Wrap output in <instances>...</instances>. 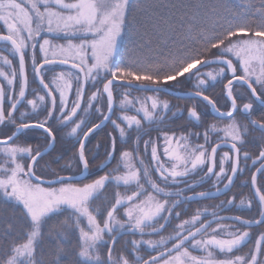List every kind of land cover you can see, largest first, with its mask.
I'll list each match as a JSON object with an SVG mask.
<instances>
[{"label": "snow or ice", "instance_id": "obj_1", "mask_svg": "<svg viewBox=\"0 0 264 264\" xmlns=\"http://www.w3.org/2000/svg\"><path fill=\"white\" fill-rule=\"evenodd\" d=\"M136 6V0H0V126L12 130L0 139V251L11 240L0 264H264V233L250 252L237 254L250 239L249 229L264 226V184H258V177H264V114L256 118V106H264V0L258 7L254 0H174L164 5L166 14L151 11L155 0H146L142 7L150 23L143 32L130 18ZM130 36L135 39L128 51L148 54L118 62V50ZM29 63L44 93L33 99L27 98ZM193 80L190 95L206 101L224 126L208 124L200 131L202 116L189 108L193 129L177 135L151 127L162 125L170 111L159 94ZM223 80L227 111L206 94ZM234 82L250 93L242 106L233 95ZM117 88L125 91L118 96ZM133 91L153 95L132 97ZM25 101L27 108L17 118ZM117 107L122 114L113 119ZM133 108L136 114H127ZM90 111L99 120L91 126L86 119ZM54 120L77 138L76 154L65 168L75 163L85 178L88 137L110 122V148L99 166L103 175L76 183L59 174L64 168L53 170L54 178L47 181L38 174L44 153L17 140L37 129L51 147ZM133 132V146L120 150L117 158L115 133L128 144ZM144 135L149 139L143 140ZM250 138L258 151L255 158L247 151ZM249 161L255 168L253 199L236 204L232 197L216 205L218 211L198 210L181 219L186 203L211 196L195 193L196 187L214 178L217 194L221 184L230 190ZM112 162L116 167L105 171ZM197 176L199 184L190 183ZM253 200L258 218L221 215L232 208L251 209ZM174 222V234L165 237ZM126 234L136 238L118 252ZM72 237L77 243L69 251ZM46 238L55 241L54 250L38 256ZM147 249L151 253L145 259L139 253Z\"/></svg>", "mask_w": 264, "mask_h": 264}, {"label": "trees", "instance_id": "obj_2", "mask_svg": "<svg viewBox=\"0 0 264 264\" xmlns=\"http://www.w3.org/2000/svg\"><path fill=\"white\" fill-rule=\"evenodd\" d=\"M146 0H136V8L135 10L132 12L131 14V19H134L135 25L136 27L143 32L147 27L148 24L150 23L149 21V12L145 11L144 8L142 7L145 4ZM174 2V0H155V7L151 10L157 14H166V9L164 8V5L166 3L170 4ZM255 6H259L261 3V0H254ZM135 39L134 36H130L128 37L122 44V46L120 47V49L118 50V56H117V60L119 61H127L128 58L132 55H147L148 53H140V52H130L128 51V49L132 48V41ZM3 51V50H2ZM5 54V53H4ZM210 58V57H209ZM14 65L17 67V62L16 60L13 61ZM28 72H29V95H28V99H33L35 98L34 94L39 93V94H44L42 89H40L39 86V82L38 80H34L32 73H31V66L30 63L28 65ZM212 70L211 67L209 68H205L204 71H210ZM226 80H223L221 82L215 83L212 87H209L207 90V95H209V97L220 107L219 104H221L222 102H226V109L228 108V101L225 98L224 92H223V87L224 84L226 83ZM195 81H191V82H186L184 84H180V85H176L175 88H172L171 90L177 91V92H190L193 91V85H194ZM6 86V85H5ZM16 91L18 93V86L16 88ZM125 91L124 88H117L116 89V93L117 95H121V92ZM133 94H138V95H144V94H153V93H145V92H136L133 91ZM91 92H88V95H90ZM162 97H164L165 99H168L169 101H171L172 103H174L175 105H177V107L180 109L181 107L184 108L185 111H187L189 108H191L192 104L194 102L197 101H190V100H181V99H174L171 97H166V95L161 94ZM104 100L106 101V97L104 98ZM107 102V101H106ZM118 103V100H117ZM5 109L7 110L10 107L9 102L7 101V99L5 98ZM27 108V105L25 103V105L23 107H21V109H19V112L16 113L17 118H19V113L20 112H24ZM204 107H200L199 111L202 114V119L200 121V131H203V128L205 126H207L208 124H217L218 127H223L224 126V121H219L217 119H214V117L210 116V112H209V108H207V111L203 109ZM30 111V109H28ZM83 112L80 113V116ZM91 116H90V125L92 123H97L99 122L98 120V114H96L94 111L90 112ZM261 114H264V109L261 110L260 113L257 114V118H259V116ZM116 115L114 113V117L113 119H116ZM40 119H43V116L39 117ZM238 120L241 121V123L244 122L243 118L241 116L236 117ZM52 125V128L54 129V134H55V146L54 149L47 154V156L45 155L44 158H42L38 165H37V172L39 175H41L42 177H44V179L47 181L48 179H52L54 178L52 173L53 170L59 172L60 169L64 168L65 170L63 172H59V174L61 175H66V176H77L80 175V167L77 166V168L79 169L77 173H73V168H65V165L72 159V157L76 154V149L78 148V144L76 141V138L74 139V137L69 135L70 132V128H61V125L59 124L58 121H51L50 122ZM168 126H173L172 128H174L173 130L178 131V133L181 132L182 129H193V125L190 124V122L188 121V119H186V115H183L181 117L178 118H174L171 121L167 122ZM193 124H195L193 122ZM191 125V126H190ZM0 128H2L4 130V134L3 136L1 135L0 138L3 137H7L9 135H11V129L10 128H4L3 126H0ZM112 126L111 124H108L105 128H103L100 131H97V133H95L93 136L90 137V139L88 140V142H86L87 144V155H88V159L90 160V167H89V174L88 177L86 178L85 181L83 182H89V180L95 179L97 178L99 175H103L104 171H101L99 166L106 161V152L109 150L110 148V142H111V138L108 136L109 132H112ZM115 135L117 136V158L119 155V151L123 150L125 148H131L132 145V141L135 140V132H133L131 134V137L129 138V143L128 144H124L123 142H121L118 138V133H115ZM255 136H258V133L254 134ZM150 136L152 138H155L156 134L155 132H151ZM46 134H43L42 131L39 130H30L28 131L26 134H23L20 136V138L17 140V143L19 144H24V145H31V147L33 148V150L39 149L41 152L43 150H45L47 146H45V144L48 143V141L46 140ZM146 139H149V135L146 136ZM247 151H249V153L252 155L253 158H255L256 155H258V151L255 147V141L252 140V138L249 139V147L247 148ZM248 164H251V161L248 162ZM76 166V165H75ZM116 164L115 162H112L111 167L108 169H105V171H111V168H115ZM254 170V168H253ZM252 169H250V167L248 168V170H246L243 174H240V176H238V180L236 185L233 187V189L224 195V197L218 199V200H213V201H201V202H195V203H188L187 204V208L185 210V214L181 217V219H188L190 218L193 214H195L198 210L200 211H215L218 210L216 209V205H219L221 202L226 201L227 199H229L230 197H235V200L237 198H241L244 196H248L252 199L251 197V193H250V188L249 186V181H250V177H251V173L253 171ZM244 183H246L244 185ZM259 184H264V177H260L259 179ZM244 185V186H243ZM111 191V189H110ZM238 201V199H237ZM256 204V203H254ZM221 215H225V216H231V215H242L244 218H248V219H255L258 218V207H254L253 209H251L250 211H247L245 209H237V208H232L228 211H224ZM175 227V222L173 223L172 227L168 228L167 231H165L163 233V235L165 237H167L170 234H174L173 233V228ZM251 231L253 232V235L257 236L259 233H264V226H260L257 227L255 229H251ZM253 236V237H254ZM136 237H133L131 234H127L125 236H123L121 238L120 243L117 245V251L119 252L120 248L124 245L125 241H131L132 239H134ZM154 239H159V237H152ZM11 243V240H6L3 243L2 249L3 251L7 250V246L8 244ZM77 243V240L75 237H72L69 239V241L67 242V247L68 250L71 251L75 248ZM55 244L54 240H50V239H45L44 242L41 245V249L38 250V256L40 254V252L42 251L45 255L47 253H49L50 251H53V245ZM254 244V241L250 240V243H247L243 249L238 252L237 254H245L248 253L249 248H251ZM3 251H0V255L3 254ZM142 253L146 256V254L148 255V251H142ZM148 258V257H147ZM146 258V259H147ZM62 259H67V258H62Z\"/></svg>", "mask_w": 264, "mask_h": 264}, {"label": "rangeland", "instance_id": "obj_3", "mask_svg": "<svg viewBox=\"0 0 264 264\" xmlns=\"http://www.w3.org/2000/svg\"><path fill=\"white\" fill-rule=\"evenodd\" d=\"M120 49V48H119ZM3 49H0V51H2ZM5 54H7L6 52H5ZM11 58V57H10ZM15 59H13V61H14ZM236 91H237V93H238V95H239V93L240 92H242V89L240 88V86H236ZM261 91H264V89H261ZM124 92V91H123ZM123 92H121V94L123 93ZM131 95H132V97H140V98H143V97H146V96H148V95H153V94H144V95H138V94H133V93H131ZM241 96H243V95H241ZM159 99L161 100V101H167L168 103H169V105H170V111L167 113V116H166V118H165V120H164V123L162 124V125H152L151 127H153V128H155V127H162V128H164V129H166V130H168L169 131V129H174V128H172L173 126L171 125V126H168V124H167V122L168 121H171L172 119H174V118H178V117H181V116H183V115H186V119H188V112L187 111H185L184 110V108H178L177 107V105H175L174 103H172L171 101H169L168 99H165L164 97H162V95L161 94H159ZM118 104V103H117ZM226 102H222L221 104H219L220 105V109H221V111H227L228 110V108H229V106H228V108L226 109ZM137 107H139V105H137ZM200 107H203V106H201V104H199V102H194L193 104H192V106H191V108H196L197 110L200 108ZM103 108H104V111L105 112H107L106 110H107V102L105 101V100H103ZM90 112H92V111H90ZM90 112H88L87 113V116H86V119L88 120V121H90V116H91V113ZM173 113H175L176 115L175 116H173ZM122 113L120 112V110H119V108L117 107V109L115 110V115L118 117L119 115H121ZM127 114H129V115H134V114H136L135 113V109L133 108V109H131V110H129L128 111V113ZM81 116H85V114L84 113H82L81 114ZM114 117V116H113ZM116 117V118H117ZM138 118H141L140 116H138ZM189 121V120H188ZM191 125H193V122L192 123H190ZM190 125V126H191ZM89 126H91L90 125V122H89ZM174 132H176L177 133V135H179L180 133H178V131H175V130H173ZM173 131H169V132H173ZM152 132H155V131H152ZM3 134H4V130L2 129V128H0V137H1V135L3 136ZM155 134L157 135V133L155 132ZM222 135V134H221ZM146 136L147 135H144V137H143V140H147L146 139ZM73 137V136H72ZM156 137V136H155ZM5 137H3V138H0V139H4ZM76 137H74V139H75ZM143 140H141L140 141V151L141 152H143L144 151V144H143ZM76 141H77V138H76ZM49 146V144L47 143V144H45V146ZM220 155H222V153L220 154ZM145 159L146 160H150V148H149V156L148 157H145ZM218 159H219V156H218ZM217 159V160H218ZM106 161H104L103 163H105ZM76 164L74 163L73 164V166L71 167V169L73 168V173H77L78 172V168H77V166H75ZM226 167H228L229 168V170H230V165H226ZM218 170V169H217ZM81 173H82V169H80V175H81ZM86 180V179H85ZM84 180V181H85ZM199 180H200V178L197 176V177H194V178H192V180H190V183H194V184H199ZM213 180H214V178H213ZM83 182V181H82ZM82 182H80V183H82ZM204 184V183H203ZM246 183H244V185H245ZM223 185V184H222ZM243 185V186H244ZM58 186V185H57ZM221 185H219V187H220ZM211 187L212 188H214V189H212V191L213 190H215L216 189V186L214 185V183L213 184H211ZM230 198H232V197H230ZM241 198H244L246 201L248 200V199H251L250 197H248L247 195L246 196H244V197H241ZM240 198V199H241ZM237 199H238V201H237ZM236 200H235V203L236 204H239V201H240V199L239 198H237ZM254 207H258V205H257V203L256 204H254L253 203V207L251 208V209H253ZM237 209H245V210H247V211H250L251 209H248V208H237ZM204 211V210H203ZM215 211H218V210H215ZM209 214L211 213V212H213V211H207ZM223 213V212H222ZM221 213V214H222ZM249 232H250V239H249V241H248V243H250V240H251V238H252V240L254 241V244H253V246L251 247V248H249V250H248V252H250L253 248H254V245H255V241H256V239L259 237V235L261 234V233H259L257 236L255 235H253V232L251 231V230H249ZM254 236V237H253ZM145 248H146V246H145ZM147 251L149 252V253H151V249H147ZM141 256H143L145 259L148 257V255L146 254V256L142 253V251L139 253ZM153 255L155 254V253H152ZM194 254H198V253H194ZM241 255H243V254H241Z\"/></svg>", "mask_w": 264, "mask_h": 264}, {"label": "flooded vegetation", "instance_id": "obj_4", "mask_svg": "<svg viewBox=\"0 0 264 264\" xmlns=\"http://www.w3.org/2000/svg\"><path fill=\"white\" fill-rule=\"evenodd\" d=\"M16 60V59H15ZM16 62H17V66H18V61L16 60ZM29 71V70H28ZM239 74V73H238ZM28 78H29V72H28ZM236 86H240V88L242 89V92H240L239 93V95H238V93H237V91H236ZM190 92H192V91H190ZM223 92H224V95H225V98H226V100L228 101V99H227V97H226V94H225V88L223 87ZM28 93H29V89H28ZM27 93V94H28ZM184 93H187V92H184ZM29 95V94H28ZM233 95L234 96H236V97H238V100H237V104H238V106H242V104L244 103V102H247V100H248V98H249V95H250V93H249V91L247 90V87L244 85V86H241V85H239L238 83H234V91H233ZM241 95H243V96H241ZM27 98H28V96H27ZM190 101H197V102H199V104H201V106H203L204 108V110H206L207 111V108L206 107H208L209 108V112H210V106H208L207 105V103H205V102H203V101H201V100H190ZM25 103H26V101L24 102V105H25ZM228 105L230 106V102L228 101ZM5 104V103H4ZM217 105V104H216ZM5 107V106H4ZM23 107V106H22ZM217 108L218 109H220L219 108V106L217 105ZM19 109H21V107L19 108ZM256 118H257V114L258 113H260L261 112V110L262 109H264V107H262V106H259V105H257L256 106ZM221 110V109H220ZM198 112L200 113V111H199V109H198ZM201 114V113H200ZM211 114V113H210ZM201 116H202V114H201ZM211 116V115H210ZM238 116H241V115H239V114H237V116L236 117H238ZM213 117V116H212ZM242 117V116H241ZM194 123H196V122H194ZM110 124V123H109ZM169 131H173L172 129H169ZM88 142V141H87ZM87 144V143H86ZM223 151H227V149H223V150H220L219 151V153H218V156L223 152ZM217 159H218V157H217ZM258 166V165H257ZM249 167H250V169H252L253 170V167H251V164L249 165ZM248 170V169H247ZM253 171H255V168H254V170ZM252 171V172H253ZM238 176H240V174H238L237 175V178H236V182H235V184L233 185V187L236 185V183H237V180H238ZM260 179V178H259ZM250 182H251V177H250V181H249V190H250V193H251V197H252V199H253V195H252V192H251V186H250ZM211 184H213V178L212 179H209L207 182H205L204 184H202V185H200V186H198V187H196L195 188V193H199V192H202V191H207V192H210V193H212V192H216V189L215 190H213L212 191V189H214V188H212L211 187ZM258 184H259V180H258ZM233 187H232V189H233ZM220 188L222 189L223 188V185L221 184V186H220ZM231 189V190H232ZM230 190V191H231ZM230 191H228V192H226V194L227 193H229ZM194 194V192H188L187 193V195H189V196H191V195H193ZM224 195H225V193L222 195V196H220L219 198H215V199H210V200H204V202H207V201H215V200H218V199H220V198H222V197H224ZM199 202H201V201H199ZM188 203H195V202H188ZM188 203H186L183 207H184V209L186 210V208H187V204ZM253 203H257L255 200H253ZM257 205H258V203H257Z\"/></svg>", "mask_w": 264, "mask_h": 264}, {"label": "water", "instance_id": "obj_5", "mask_svg": "<svg viewBox=\"0 0 264 264\" xmlns=\"http://www.w3.org/2000/svg\"><path fill=\"white\" fill-rule=\"evenodd\" d=\"M18 61V60H17ZM235 83V82H234ZM246 86V85H245ZM247 87V86H246ZM137 92V91H136ZM28 93V92H27ZM145 93H151V92H145ZM192 92H187V93H183V92H177V91H174V90H170V91H167V92H163V93H160V94H163V95H166V97H171V98H174V99H181V100H201L203 101L201 98L199 97H195L194 95H190ZM28 96V94H27ZM227 97V96H226ZM205 103H207L206 101H203ZM230 102V101H229ZM5 103V101H4ZM5 106V105H3ZM264 107V106H262ZM107 111V110H106ZM115 113V111H114ZM210 113H211V116H215V114L212 112L211 108H210ZM114 116V114H113ZM110 123V122H109ZM109 123H106L104 126H102L100 129H97L96 131H94L89 137H88V140L90 139L91 136H93L95 133H97V131H100L102 130L103 128H105ZM33 131L34 130H37V129H32ZM41 131V130H39ZM87 140V141H88ZM54 146H55V142L54 144L51 146V147H48L46 148L44 151H42L44 153V156L43 158L45 157V155L47 156V154H49L53 149H54ZM224 149H227V148H224ZM223 150V149H222ZM41 160V159H40ZM39 160V161H40ZM73 177V182H76V183H80L82 181H84L86 178L84 176L81 175H77V176H72ZM88 177V176H87ZM237 178V177H236ZM236 178H234L233 180V184L230 186V190L232 189L233 185L235 184L236 182ZM260 177H258V180H259ZM46 181V180H45ZM250 186H251V183H250ZM230 190H223L222 188V192L220 194H217V192H212L210 193L211 196L210 198L208 199H198V200H195V201H190V202H199V201H204V200H210V199H215V198H219L220 196H222L224 193L230 191ZM251 192H252V195L254 197V193L251 189ZM257 202V201H256ZM258 203V202H257ZM257 227H260V225H254L251 229H254V228H257ZM127 235V234H126ZM125 236V235H124Z\"/></svg>", "mask_w": 264, "mask_h": 264}]
</instances>
